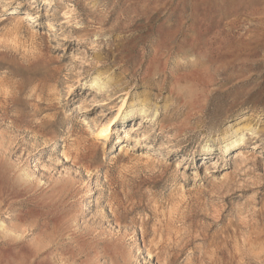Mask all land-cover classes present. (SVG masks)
<instances>
[{
    "label": "rangeland",
    "instance_id": "1",
    "mask_svg": "<svg viewBox=\"0 0 264 264\" xmlns=\"http://www.w3.org/2000/svg\"><path fill=\"white\" fill-rule=\"evenodd\" d=\"M0 264H264V0H0Z\"/></svg>",
    "mask_w": 264,
    "mask_h": 264
},
{
    "label": "bare ground",
    "instance_id": "2",
    "mask_svg": "<svg viewBox=\"0 0 264 264\" xmlns=\"http://www.w3.org/2000/svg\"><path fill=\"white\" fill-rule=\"evenodd\" d=\"M34 17L32 16V15H30V14H28L27 15V19H33ZM101 79V78H100ZM100 79H97L95 82H94V85L95 86H97L98 84H99V80ZM126 119H130V117H123V120H126ZM239 137V139L237 140H234V142H236V144H234V145H224L223 147H221V151H222V153L221 154H228V153H231L233 150H236L237 149V146H238V144H239V142L241 141V142H243L244 141V139H245V136L244 135H242V136H239V134H236V136H235V138H238ZM215 166H217V163H213L212 164V168H214Z\"/></svg>",
    "mask_w": 264,
    "mask_h": 264
}]
</instances>
